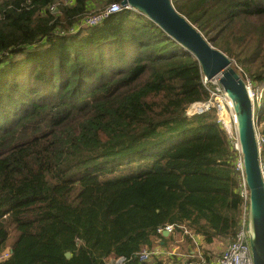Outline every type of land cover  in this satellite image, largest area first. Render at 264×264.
Masks as SVG:
<instances>
[{
	"label": "trees",
	"instance_id": "trees-1",
	"mask_svg": "<svg viewBox=\"0 0 264 264\" xmlns=\"http://www.w3.org/2000/svg\"><path fill=\"white\" fill-rule=\"evenodd\" d=\"M56 1L0 0V264H164L136 253L166 224L230 241L235 153L214 110L184 114L208 97L198 61L129 8L69 31L122 0ZM171 1L264 82V0Z\"/></svg>",
	"mask_w": 264,
	"mask_h": 264
},
{
	"label": "water",
	"instance_id": "water-1",
	"mask_svg": "<svg viewBox=\"0 0 264 264\" xmlns=\"http://www.w3.org/2000/svg\"><path fill=\"white\" fill-rule=\"evenodd\" d=\"M120 3L141 13L189 52L207 78L219 77L237 118L249 190L247 229L252 260L253 264H264V169L254 127L256 113L244 78L233 67L234 60L214 47L195 25L175 9L171 0H122ZM162 234L167 235V232ZM69 256L70 253L66 252V257Z\"/></svg>",
	"mask_w": 264,
	"mask_h": 264
},
{
	"label": "built area",
	"instance_id": "built-area-1",
	"mask_svg": "<svg viewBox=\"0 0 264 264\" xmlns=\"http://www.w3.org/2000/svg\"><path fill=\"white\" fill-rule=\"evenodd\" d=\"M66 2L70 3L71 0H57L56 2L49 5V10L54 13L60 3ZM128 8V6H123L121 3H110L100 10L82 16L76 26L70 28L69 31L73 32L79 27H90L97 25L110 15ZM244 80L246 82L249 97L255 112V103L257 101L263 100L264 98V82L257 86H253L249 78ZM201 82L208 93L207 99L189 104L185 108L184 114L187 117H191L197 114H203L210 110L215 111L216 121L225 131L230 143V147L235 153L234 169L238 173L237 189L240 197L243 200V205L238 228L231 240L227 242L222 252L220 254L205 255L203 251L201 252L195 247L193 253L189 255L188 264H253L247 229L249 190L244 173L243 155L237 131V118L232 102L223 88L219 77L214 76L212 78H207L202 74ZM255 115L254 127L256 130V140L259 148L261 149L264 137L259 133V124L256 118L257 114ZM178 227L182 229L183 233L188 234L194 243H196V235L191 233V231L188 230L184 225H180ZM174 231L175 226L173 224L160 226L156 230L158 234H162L163 232L173 233ZM8 252L9 251L2 252L0 254V259L8 257ZM153 254V250L143 247L136 253V257L140 261H146L152 257ZM127 261L128 259L124 256H108L105 258V264H125Z\"/></svg>",
	"mask_w": 264,
	"mask_h": 264
},
{
	"label": "crops",
	"instance_id": "crops-1",
	"mask_svg": "<svg viewBox=\"0 0 264 264\" xmlns=\"http://www.w3.org/2000/svg\"><path fill=\"white\" fill-rule=\"evenodd\" d=\"M162 236L163 239L157 238L154 241L153 249L155 250L152 249L154 251L152 257L161 260L164 264H188L189 255L193 253L195 248H191L193 241H190L183 231L176 229L173 233L162 234ZM195 240L199 242L203 239L201 236H196ZM207 245L211 246L210 244ZM223 249L217 251V254H220ZM215 252L213 251V253Z\"/></svg>",
	"mask_w": 264,
	"mask_h": 264
},
{
	"label": "rangeland",
	"instance_id": "rangeland-1",
	"mask_svg": "<svg viewBox=\"0 0 264 264\" xmlns=\"http://www.w3.org/2000/svg\"><path fill=\"white\" fill-rule=\"evenodd\" d=\"M259 85V84H258ZM263 103V101L261 100V101H257L256 103H255V113H257L258 111H259V109H260V106H261V104ZM262 123H264V121L263 122H261V124ZM187 236H188V238H189V240L190 241H193L192 240V238H190V236L188 235V234H186ZM198 239V238H197ZM199 240V239H198ZM202 241V242H201ZM201 241H197L196 243H194V241L192 242V246H191V248H194V247H196V248H198L201 252L203 251L205 254H207V255H213V254H217V251L219 252V251H221V248L223 249L225 246H226V244H227V242L229 241V240H219V239H216L215 240V242H213L212 244H210L211 246H208L206 243H204V241L203 240H201ZM153 250H155V249H153ZM213 251H216L215 253H213Z\"/></svg>",
	"mask_w": 264,
	"mask_h": 264
}]
</instances>
